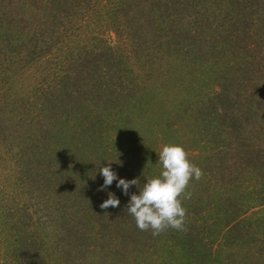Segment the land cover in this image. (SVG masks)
Instances as JSON below:
<instances>
[{"label": "trees", "instance_id": "obj_1", "mask_svg": "<svg viewBox=\"0 0 264 264\" xmlns=\"http://www.w3.org/2000/svg\"><path fill=\"white\" fill-rule=\"evenodd\" d=\"M98 15L116 41L87 29ZM75 28L76 55L58 53ZM43 58L10 101L11 75ZM0 75L3 264L263 260L264 0H0ZM165 143L203 177L182 198L186 230L153 236L126 212L139 188H102L99 169L142 187ZM109 192L120 204L102 209Z\"/></svg>", "mask_w": 264, "mask_h": 264}, {"label": "clouds", "instance_id": "obj_2", "mask_svg": "<svg viewBox=\"0 0 264 264\" xmlns=\"http://www.w3.org/2000/svg\"><path fill=\"white\" fill-rule=\"evenodd\" d=\"M158 157L161 165L159 174L146 178L142 187L137 178L118 179L110 166L99 169L104 178L102 188L111 185L114 180L125 194H128L131 185L139 188L138 194H131L126 212L134 218L139 230H151L153 236L160 235L169 228L186 230L187 210L182 204V198L190 199L191 193L187 191L190 181L193 178L198 181L203 177V170L192 162L183 144H163ZM112 162L108 161V164ZM119 204V199L109 192L108 198L100 207L107 209L109 206L118 207Z\"/></svg>", "mask_w": 264, "mask_h": 264}, {"label": "rangeland", "instance_id": "obj_3", "mask_svg": "<svg viewBox=\"0 0 264 264\" xmlns=\"http://www.w3.org/2000/svg\"><path fill=\"white\" fill-rule=\"evenodd\" d=\"M99 17H100L99 15L96 16V18L93 20L94 22L93 21L90 22V26L87 29L92 30L93 31L92 33L93 34H97V31H98L99 34L102 35V38L103 37L104 38H107L111 42H114V40L116 41L117 38H118V35L115 34V32L112 31V29L105 28V25H103L104 24V21L102 20V18H99ZM98 18L101 19V22L102 23L100 22V24H97ZM82 34H84V33H81L80 29H76L75 28L74 29V34L71 35V37H68L67 38V41H68L67 47H69L68 50L64 46L63 47L62 46L61 47L54 46L53 48L54 49L57 48L56 50L58 51V53L62 52V53H60L62 55L65 54V55H68V57H72V56L74 57L76 55V51L78 52V48H79L78 46H79V43H80V40H81L80 37H83L86 33L84 35H82ZM73 54H75V55H73ZM45 65L47 66V63L44 62V58H43L42 61L37 62L36 64H31L30 65L31 67L28 65V68H27V70L25 72H21V74H17L16 76L15 75H11L13 78H10L12 80H9L10 83L7 84L6 92L4 91L5 94H7V95H10V94L13 95V96L11 95L12 97H11L10 101H13L14 98L16 99L17 96H21L22 98H25L24 95H27V94L30 93L31 87L35 84L36 80L39 78V72L44 69ZM1 78H2V75H0V92L3 93V90L5 88L2 89ZM156 83L159 84L158 82H156ZM10 84H11V86H10ZM178 87H180L179 82H178ZM157 89H159V87ZM163 91H164V88H163V90L161 92H163ZM18 98H20V97H18ZM163 103L165 104V102H163ZM160 108L162 109V111L165 112V108H164V105L163 104H162V107H160ZM166 120L167 119H165V121ZM156 131L160 132V128H157ZM165 133L167 134V137H169L168 136V129L165 131ZM165 133H163V135ZM191 146L193 147V149H191L189 151L192 152V153H194V154H198V151H199L198 146L197 145H194V146L191 145ZM160 149H161V147H160ZM258 209L260 210V213H263L260 208H258ZM258 209H256V210H258ZM256 210L254 209V211H256ZM262 232H264V231H262ZM5 247L6 246L4 244L1 245V247H0V264H3V261H4L3 260L4 259L3 256H4V251H6ZM262 259L263 260L260 261V264H264V258H262ZM178 263L179 262L176 261L175 258L171 262V264H178Z\"/></svg>", "mask_w": 264, "mask_h": 264}]
</instances>
